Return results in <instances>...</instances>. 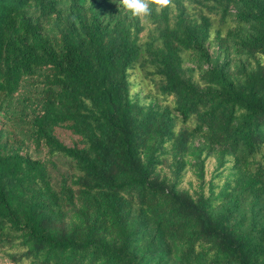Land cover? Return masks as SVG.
<instances>
[{"label": "trees", "instance_id": "16d2710c", "mask_svg": "<svg viewBox=\"0 0 264 264\" xmlns=\"http://www.w3.org/2000/svg\"><path fill=\"white\" fill-rule=\"evenodd\" d=\"M192 2L196 16L182 0L153 11L159 44L144 50L137 17L111 25L102 15L116 19V9L102 0H71L57 50L29 15L60 18L57 0H0V113L23 87L36 89L20 111L34 149L72 169L56 184L45 160L4 147L0 135V248L10 263L167 264L182 242L186 263L264 264V224L257 245L254 229L233 223L239 195L264 197V0ZM212 35L245 60L235 71L215 65L198 82L186 55L206 58ZM145 56L173 108L133 100L129 71ZM168 156L171 179L157 172ZM209 157L230 176L231 204L218 213L179 187L186 167L203 180Z\"/></svg>", "mask_w": 264, "mask_h": 264}, {"label": "rangeland", "instance_id": "374dc122", "mask_svg": "<svg viewBox=\"0 0 264 264\" xmlns=\"http://www.w3.org/2000/svg\"><path fill=\"white\" fill-rule=\"evenodd\" d=\"M104 4L110 9H116V16L118 18L113 19L111 16L103 14L102 19L105 22H111V25L115 23L117 19H120L127 24H130L132 17L130 13L122 6L119 0H102ZM184 5L188 8L192 15L197 14L198 5L192 0H182ZM56 10L60 13L61 19L54 16L51 19H46L36 13L34 9L29 11V15L35 19H38L42 25L45 37L49 43L57 50L61 49V26L62 22L70 21V5L71 0H57ZM85 17L89 18L88 7L83 8ZM138 18V17H137ZM141 31L139 32V43L142 48L148 46V44H159V28L160 23L150 15L138 18ZM217 24V23H216ZM212 39L205 43L207 57L202 58L199 54H187L185 60V68L189 74L193 75L194 80L201 82V75L208 69L215 65H224L228 63V68L231 71L236 70V64L238 60H245L239 58L234 50L231 48L230 53H224L217 41ZM146 54V52H145ZM147 55V54H146ZM149 57L145 56L144 65L143 61H139L133 69L129 71V81L131 83V96L133 100L141 106H152L156 111H162L165 108H173L174 97L164 94L159 89V80L156 76L151 74V68L149 66ZM264 64V58L261 59ZM32 97L33 100H37L39 92L36 89H30L23 87L21 94L11 101L8 105V111L4 114L0 113V135L1 143L6 148L20 147L22 151L30 155L34 159L45 160L48 164L50 174L53 177L54 183L57 184L62 174L71 173L72 169L70 164L59 155H50L48 150H35L31 141L29 130L31 129V118L24 119L20 116V111L23 109L24 97ZM194 126V123L189 125L190 128ZM185 124L177 122L176 131L179 132ZM60 136L65 140H68L67 134L60 132ZM69 141V140H68ZM194 146H203L204 143L201 138L193 139ZM172 156L166 158V162L161 165L157 172L161 178L171 179L172 173ZM194 162V161H193ZM229 171L218 170V162L215 158L209 157L206 161L205 174L203 180H199L192 167H186L183 172V176L180 180L179 187L191 194L193 197L204 196L213 202V213H218L222 210L225 203L231 204L230 196L227 195V181L229 179ZM237 214L233 223L236 226L242 227L244 230H252L255 234L253 237L254 242L258 245L260 243L261 234L259 229L261 224H264V197H255L250 192H245L239 195L237 198ZM185 245L180 242L174 245V249L167 264H192L186 263L180 259L183 253ZM7 251L0 248V258L3 263L8 260ZM10 253H14V250H10ZM23 250H19L16 253L20 254ZM22 264H29L28 261H24ZM196 264V263H194Z\"/></svg>", "mask_w": 264, "mask_h": 264}, {"label": "clouds", "instance_id": "9594fccd", "mask_svg": "<svg viewBox=\"0 0 264 264\" xmlns=\"http://www.w3.org/2000/svg\"><path fill=\"white\" fill-rule=\"evenodd\" d=\"M119 2L131 16L142 18L150 15L153 11L161 12L169 0H119Z\"/></svg>", "mask_w": 264, "mask_h": 264}, {"label": "built area", "instance_id": "2783aa9c", "mask_svg": "<svg viewBox=\"0 0 264 264\" xmlns=\"http://www.w3.org/2000/svg\"><path fill=\"white\" fill-rule=\"evenodd\" d=\"M0 264H13V263H10V262L7 260V261L4 262V263H2V262L0 261Z\"/></svg>", "mask_w": 264, "mask_h": 264}, {"label": "crops", "instance_id": "0c3cea01", "mask_svg": "<svg viewBox=\"0 0 264 264\" xmlns=\"http://www.w3.org/2000/svg\"><path fill=\"white\" fill-rule=\"evenodd\" d=\"M0 261L3 263L2 259L0 258ZM7 261V260H6Z\"/></svg>", "mask_w": 264, "mask_h": 264}]
</instances>
